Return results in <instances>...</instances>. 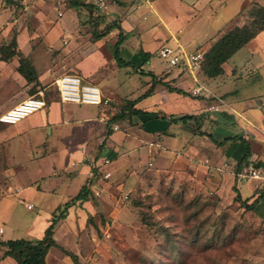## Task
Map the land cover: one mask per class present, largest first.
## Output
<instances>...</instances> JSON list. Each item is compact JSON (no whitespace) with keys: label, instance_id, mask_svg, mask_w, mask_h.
<instances>
[{"label":"rangeland","instance_id":"1","mask_svg":"<svg viewBox=\"0 0 264 264\" xmlns=\"http://www.w3.org/2000/svg\"><path fill=\"white\" fill-rule=\"evenodd\" d=\"M13 1L11 4L3 0L7 7L12 8L10 23L18 22L8 43L14 36L18 43L17 30L28 27L33 39L29 40L31 45L23 43L21 50L39 72L48 70L63 52L59 54L56 51L64 47L63 41H57L56 34L55 39L48 40L55 49L48 50L47 35L51 27L62 25L65 30L73 31L77 25L75 32L80 36L79 41L92 42L91 30L99 27L102 14L107 12L91 1L83 0L74 21L75 8L69 0L66 7L60 0H26V5H21L19 0ZM124 1L125 5L117 3L129 7L138 5L140 0ZM160 8L162 11L174 10V3L162 1ZM61 11H65L64 17L60 15ZM140 16L137 12L132 14L131 23H137ZM153 21L156 20L151 18L150 22ZM1 33L0 47L7 44ZM64 35L70 40L75 37L71 33L61 36ZM193 35L188 32L182 43L186 45ZM141 38L143 44L147 43L145 48L152 51L151 62L144 66L146 70H164L167 65L160 60L159 52L164 45H177L172 40L173 36L167 39L166 30L158 25L157 29H142ZM136 41V37L130 36L131 45ZM80 48L79 53L74 52V57H85L78 62L81 70L95 73L96 67L104 66L105 59L100 66L95 63L93 45ZM52 57H56L54 62ZM5 64L0 62V116L33 96L32 88L27 93L16 89L14 76L3 70ZM127 68L130 70H115L107 65L100 74L109 76L112 89H116L117 83L124 84L121 93L133 92L130 98L138 99L150 90L152 78L135 74L137 71L132 67ZM167 70L162 74L169 75ZM69 73L66 75H78L72 71ZM79 77L84 84L94 85L90 79ZM158 78L164 80L161 74ZM53 81L54 78L34 95H44L46 108L18 125L0 124V229L4 230V240L42 239L47 229L43 230L44 225L54 213L60 214L58 209L77 195L83 184L84 176L74 179L76 169L71 167L72 161L79 163L83 155L79 152V144H84V151L89 147L91 154L95 152V135H98L99 125L103 126L98 119L101 107L63 105ZM39 86L43 87V83ZM99 89L104 96V87L99 86ZM120 109L121 105L113 111L120 112ZM42 121L45 125L37 129L39 137L36 139L31 141L30 135L16 134L30 127L36 128ZM117 125L123 131L134 127L127 120ZM261 127L264 129V125ZM117 128L114 126V131ZM103 152L106 155L109 151L102 150L101 154ZM149 155V160L147 155L144 159L133 155L131 165H122L121 175L110 179L104 178L107 172L103 168L105 173L96 181L101 188H97L100 196L95 192L92 198L95 200V213L91 215L87 208L77 205L70 208L66 220H61L56 226L55 239L59 248L50 250L47 264H264V221L244 211L239 202L232 201L235 193H225L221 197L212 191L214 186L207 184L204 175H192L187 170L182 172L167 165L160 167L156 163L159 153L153 149ZM84 158V163H89L91 171L94 170L95 158ZM21 193L24 195L20 200ZM241 193L244 197L249 196V186L244 187ZM107 195H112V199ZM27 205H32V210ZM66 253L75 255L77 262Z\"/></svg>","mask_w":264,"mask_h":264},{"label":"crops","instance_id":"2","mask_svg":"<svg viewBox=\"0 0 264 264\" xmlns=\"http://www.w3.org/2000/svg\"><path fill=\"white\" fill-rule=\"evenodd\" d=\"M19 1L21 5H26V0ZM73 1L82 3L83 0ZM85 1L94 2V0ZM123 1L105 0L107 12L102 14L103 18H101L97 30L101 32L109 24L117 22L124 32V42L120 46V56L124 61L131 62L138 67H132L133 71H137H134V73L139 74L140 70H142L146 73L152 72L156 77L161 74L164 77L162 82L188 93V96L176 92L171 93L168 89L163 90L164 85H159L160 87H155L153 95L147 100L145 99L138 103L136 108L150 113L162 112L175 118L185 115L197 116L201 127L200 132L211 135L218 145L207 136H201L195 130V121H188L187 123L180 121L171 122L169 119L155 118L149 115L135 117L133 119L134 127L128 128L126 131L119 129L120 126L116 125L118 128L115 129L110 137H107L106 123L108 114L105 112L104 106H108L109 103L102 105L103 107L99 106L101 109H99L98 119L103 126L99 125L98 135H95V152L92 151L91 154L89 147L84 151V144H79V152L83 153V155H81L82 160L80 159L79 163L73 161L71 163V167L76 169L73 175L75 176L74 179L84 176L82 188L92 177L91 167L89 163H84V157H90L91 160L95 158L96 168H100L98 162V159H100V171L111 173L112 177L121 175L120 168L122 165L123 167L126 164L131 165L133 155L143 159L147 155L149 160V151L152 152L154 149L156 154L159 153L160 155V157L157 155L158 159H156V163L157 165L160 164V167L167 165L174 170H181L182 172L187 170L192 175H204L207 184L214 186L212 191L215 190L221 197L225 193L232 192L235 193L232 201L238 203L237 196L240 197L241 201L239 203L241 205L238 203L239 206H242V203L243 206H245L244 203L251 204L257 199L256 193L264 186L251 178H241L237 173L251 165L264 167V129L261 127L264 125V31L239 50L224 65L225 72L223 75L216 78H207L202 72L198 74L197 79L199 82L211 93L207 96L206 93L199 95L193 93L197 84L187 71L171 68L161 59L167 65L164 70L162 69L158 72L146 70L144 66L151 62L152 51L147 50V47L145 48L147 43L143 44L141 30L157 29L158 25H161L166 30L167 39H171L173 36L172 40L175 43L179 42L186 50L204 53L217 42L222 34L234 28L237 24L244 25L247 23L241 14L245 12L250 4L256 2L264 6V0H169L174 3V10L171 11L161 10L160 3L165 0H138V5L129 7H123L117 3L122 2L125 5V1ZM26 7L28 9V4ZM74 8L73 19L75 21L77 18L76 13L79 10L77 11L78 7ZM64 12L61 11L62 15ZM136 12L141 14V16L138 22L133 24L130 21V16L134 13L136 14ZM97 16L98 14L95 13V17ZM11 17L12 8L7 7L3 0H0V31L6 43L12 37L15 26L18 23L17 21L10 23ZM151 18L156 21L150 22ZM207 18H209V21H207ZM49 25L47 23V26ZM76 27L77 25H75L73 31L65 30L62 25L51 27V31L47 35V45L50 47L48 50L55 49L48 41L52 37L55 39V34L57 41H63L64 47L56 50L59 51V54L63 52L59 59L52 57L53 62L55 59L56 61L52 63L48 70L39 72L33 62H31L37 72L39 82L43 83V87H46L44 85L50 83L53 78V85L55 86L57 79L66 74H71L69 71H72L76 72L77 76L90 79L94 86L98 88L99 86L104 87V97L109 99L110 102L121 104L124 99L137 100V98H130L133 96V92H128L125 95L121 93L122 90L120 89L124 84L121 86L117 83L114 86L116 89H112L109 86V76L100 74L104 71V66L107 65H111L115 70L120 68L115 59V46L119 40L120 30L114 29L106 37L96 43H92L85 40L79 41L80 36L75 32ZM17 31L19 32V50L22 52V44L31 45L29 40L33 39V37L29 34L28 27L19 28ZM188 32H192L194 35L184 45L182 42ZM63 33H71L75 37L70 40L69 38H64L65 35L61 36ZM130 36L136 37L138 40L134 45L129 42ZM84 45L94 46L95 60L97 61L95 63L97 65L100 66V62L103 59L107 60L103 67L102 65L96 67L95 73H86L79 68L78 62L83 61L85 57L81 55L78 58L74 57V52L79 53L80 47ZM67 46L69 47L67 48ZM145 53L150 54L148 61ZM90 55H93V53ZM239 55L243 56L239 58ZM26 58L29 59L28 57ZM0 62L6 63L3 66V70L7 71L10 76H14L18 82L16 83L15 81L14 83L16 89L27 93L28 90L33 88L35 83H28L18 72L20 57H14L9 62ZM120 69H125V67ZM126 69L130 70V68ZM166 70L169 75L165 76L162 73ZM158 80L160 79L158 78ZM63 105L66 104L63 103ZM44 125L45 123L42 121L36 128L30 127V125V128L26 129V131L21 130L23 132L19 131V133L17 131L16 134L18 136H21V134L22 136L30 135L29 139L31 138L32 141L39 137L36 131H39L37 129ZM228 139L229 141H226ZM105 149L109 152L106 155L104 152L101 154L102 150ZM106 159L110 161L108 165L104 164ZM98 182L93 181L91 186L92 195L89 199L82 203H77V207L87 208L91 215L95 213V200H92L93 194L95 195L97 188L101 189ZM248 186L250 194L244 197L241 191ZM21 195H24V193L19 195L20 200L22 199ZM106 197L112 199V195H107ZM244 211L246 210L244 209ZM247 213L258 220L264 221V196L259 200L255 208L248 210ZM51 220L47 225H44L43 230L48 228L47 226L50 225ZM3 235L4 230L3 233H0V239L8 241V239L4 240ZM4 251L5 248L0 247V264H14V260L10 257H3Z\"/></svg>","mask_w":264,"mask_h":264},{"label":"trees","instance_id":"3","mask_svg":"<svg viewBox=\"0 0 264 264\" xmlns=\"http://www.w3.org/2000/svg\"><path fill=\"white\" fill-rule=\"evenodd\" d=\"M7 3L13 4V0H5ZM71 6L79 7L81 4L80 2H76L73 0H69ZM241 16L247 21L246 24L240 25L237 24L231 30L225 32L220 36L217 42L209 48L207 51L203 53V63H202V73L207 78H216L224 74V65L242 48H244L249 42L255 39L259 34L264 31V6L259 3H252L250 6L245 10ZM114 29L120 30L119 40L115 46V59L117 62L118 67L120 68H127L133 67L138 68L135 64L131 62L124 61L121 56L120 46L124 42V32L123 29L117 22H113L109 24L107 28L103 31H98L97 27L93 28L92 31V42L96 43L97 41L101 40L102 38L106 37L111 31ZM200 52V51H199ZM14 57H20V66L18 67V72L27 80L28 83H35L33 88L31 89L32 95H37L39 93L40 82L31 61L27 59L24 54L19 50L17 37H13L11 41L7 44H4L0 47V61L9 62ZM145 57L148 61L150 59V54L145 53ZM140 74L145 76H150L152 78V87L148 90L143 96L138 98L137 100L130 101L127 99L122 100L121 104H116L113 102H109L108 106H104L105 112L108 114V120L106 123L107 127V137H110L114 133L113 127L119 124L120 122L127 120L132 125L133 119L135 117L141 116H152L155 118H162V119H169L171 122H183L187 123L188 121H195L196 122V131L201 136H207L217 144L214 138L211 135H207L203 132H200V122L197 116L194 115H185L179 118H175L172 116H167L162 112L157 113H150L145 112L141 109L136 108V105L141 101L151 97L153 95L154 89L157 85H164L167 87L169 92H176L178 94H182L188 96V93L184 92L183 90L173 88L169 84L162 82V80H158L157 77L152 72H144L140 70ZM39 86V87H38ZM55 87V86H54ZM39 89V90H38ZM56 89V87H55ZM57 91V89H56ZM58 93V91H57ZM59 97L60 94L58 93ZM61 100V99H60ZM121 105L120 112H114L113 109L117 108ZM103 107V106H101ZM1 124V123H0ZM5 125V124H1ZM6 126V125H5ZM226 141H229L226 140ZM218 145V144H217ZM102 171L100 168H96L92 170V177L86 182L82 188L80 189L79 193L73 197L69 202H67L63 208H59L60 214L54 213L51 223L45 231V235L40 240H27V239H20V240H8L3 241L0 239V247L5 248L3 253V257H10L14 260V264H47V257L49 252L52 248H59V245L55 239V230L56 226L61 220H66L68 216V211L70 208L75 207L77 203H82L89 199L92 195L91 193V186L93 181H97L100 179ZM257 199L254 200L251 204H245L243 208L248 210H253L259 200L264 196V188H261L259 192L256 193ZM237 200H240V197L237 196ZM243 205V203H242ZM144 224H147L146 220H142ZM68 257L72 258L73 261L76 263V256L71 253H66Z\"/></svg>","mask_w":264,"mask_h":264},{"label":"built area","instance_id":"4","mask_svg":"<svg viewBox=\"0 0 264 264\" xmlns=\"http://www.w3.org/2000/svg\"><path fill=\"white\" fill-rule=\"evenodd\" d=\"M63 7H66L68 0H60ZM93 4L101 9L106 10L107 5L105 0H94ZM62 15V13H60ZM176 46L164 45L160 52L159 57L169 67L178 68L183 71H187L197 84L193 93L199 95L206 93L209 96L210 91L199 82L198 74L202 72L203 53L199 51H188L179 42ZM55 87L60 94V99L64 104H77L88 106H102L109 104L110 100L102 95L101 90L94 85L84 84L82 79L77 75H64L56 80ZM40 97L32 96L23 100L17 106L11 108L0 116V123L5 125H17L29 116L39 112L47 107V101L44 95L40 93ZM110 161L105 160V165H108ZM237 175L244 179H253L260 182L264 186V167L259 165H251L249 167L240 170ZM111 173H106L104 178L109 179ZM99 196L100 193L96 192ZM28 209H32V205H27ZM0 233H3V229H0Z\"/></svg>","mask_w":264,"mask_h":264}]
</instances>
